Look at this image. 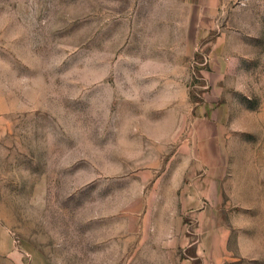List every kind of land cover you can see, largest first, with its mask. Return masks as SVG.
Here are the masks:
<instances>
[{"label":"rangeland","instance_id":"374dc122","mask_svg":"<svg viewBox=\"0 0 264 264\" xmlns=\"http://www.w3.org/2000/svg\"><path fill=\"white\" fill-rule=\"evenodd\" d=\"M195 3L0 0V264H264V0Z\"/></svg>","mask_w":264,"mask_h":264},{"label":"crops","instance_id":"0c3cea01","mask_svg":"<svg viewBox=\"0 0 264 264\" xmlns=\"http://www.w3.org/2000/svg\"><path fill=\"white\" fill-rule=\"evenodd\" d=\"M196 1L194 5L200 9L210 8V11H214L218 4V0H193ZM209 6V7H208ZM205 8V9H207ZM224 65H227L223 61ZM198 182V180H196ZM195 188L200 186V196L201 201L194 199L192 204L189 206L185 205V209L189 210L192 206H196L195 211L192 216L193 220L188 225L190 227L191 235L187 238L185 252L193 253L191 257H188L190 260L199 259L202 255H205L208 252L218 251L217 248H221L222 244L226 240V233L222 235L219 229V222L214 217V212H219L221 210L222 194H224V180L217 176L215 173L209 171V173L204 174L203 178L200 179V184L195 183ZM196 193V192H195ZM205 201V202H202ZM207 202V203H206ZM205 204V205H203ZM222 243V244H221Z\"/></svg>","mask_w":264,"mask_h":264}]
</instances>
